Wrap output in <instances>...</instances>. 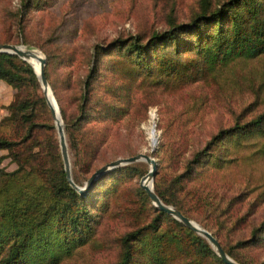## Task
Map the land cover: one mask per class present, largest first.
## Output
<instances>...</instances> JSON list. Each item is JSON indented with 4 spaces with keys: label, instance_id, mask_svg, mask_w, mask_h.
<instances>
[{
    "label": "rangeland",
    "instance_id": "obj_1",
    "mask_svg": "<svg viewBox=\"0 0 264 264\" xmlns=\"http://www.w3.org/2000/svg\"><path fill=\"white\" fill-rule=\"evenodd\" d=\"M45 1L39 0L33 6L31 0H0V38L36 48L47 57L45 70L48 68L47 78L54 96L59 107L61 101L69 116H73L78 110L79 86L94 63L92 51L96 43L106 45L119 35L137 34L145 38L155 30L168 28L174 21L190 19L209 3L213 7L222 0H48L46 4ZM125 64L124 53L115 49L102 56L91 77L92 111L86 127H102L98 152L90 158L81 155L76 163L77 153L65 128L72 174L79 177L80 185L98 167L113 159L146 152L157 160L158 178L174 191V176L186 169L195 151L202 149L215 132L264 111V54L231 59L208 69L195 81L184 78L158 83L145 75L131 79L121 70ZM143 78L147 82L138 80ZM38 79L41 86L38 91L44 94L39 76ZM19 89L0 78V135L14 139L23 133V125L6 126L1 120L9 115V106L19 94L26 93L25 89ZM102 102L115 105L117 110H127H121L116 118L110 114L103 118L97 111ZM36 118L49 121L44 112ZM52 134L58 140L64 162L57 125L56 133ZM42 136L43 133L39 138ZM77 136L80 139V132ZM204 155L203 162L178 190L190 212L203 223L191 218L204 227V222L208 223L213 229L231 226L237 219L233 238L249 236L253 226L264 218V130L227 136ZM130 163L136 168L116 177L107 197V208L99 212L94 238L59 264L114 263L121 254V235L148 221L154 213L151 203L138 190L150 164L145 159ZM0 168L6 172L19 168L8 148L0 149ZM155 182L156 176L154 186ZM105 186L106 183L101 187ZM216 204L222 209L228 207L226 213L222 214L220 208L210 209ZM164 224L173 225V221L168 219ZM247 252L246 260L251 264H264V233Z\"/></svg>",
    "mask_w": 264,
    "mask_h": 264
},
{
    "label": "trees",
    "instance_id": "obj_2",
    "mask_svg": "<svg viewBox=\"0 0 264 264\" xmlns=\"http://www.w3.org/2000/svg\"><path fill=\"white\" fill-rule=\"evenodd\" d=\"M31 2L33 6L39 4V0ZM10 41L0 38L1 43ZM115 49L124 53L127 64L121 70L131 79L145 75L158 83L184 78L195 81L208 69L224 65L231 59L255 58L264 54V0H222L213 7L209 3L190 19L174 21L168 28L155 30L145 38L137 34L119 35L106 45L96 43L92 51L94 63L79 86L77 113L69 116L60 101L65 128L77 153L76 163L79 156L90 158L100 148L102 127H86L89 111H92L91 77L102 56ZM112 60L118 62L115 57ZM46 75L49 77L48 68ZM0 78L8 80L19 90H26L10 104L9 115L1 120L6 126L20 123L24 131L15 139L0 135V149L8 148L19 163V168L12 172L0 168V264H59L94 238L100 221L99 212L107 208V197L116 184V177L129 174L136 167L130 163L110 169L81 193L68 180L58 140L52 134V131L56 133L53 112L45 95L38 91L41 86L34 67L17 54L0 52ZM138 80L146 81V78ZM53 88L61 100L57 89ZM102 104L97 111L103 118L108 114L116 118L121 110H127H117L111 103ZM41 112L49 115V121L36 118ZM260 129L264 130V111L243 122L236 121L220 128L202 149L195 151L186 169L174 176V191L158 178L157 170L155 191L165 203L202 221L190 212L178 190L183 188L195 167L203 162L204 153L213 144L221 143L227 136ZM41 133L43 136L39 138ZM74 180L81 184L75 174ZM138 190L151 203L154 213L148 221L121 235V254L112 264H229L204 235L154 205L142 185ZM219 208L216 204L210 209ZM227 208H220V212L225 214ZM168 219L173 225L164 224ZM237 221L217 229L205 222L204 225L218 237L230 256L251 264L246 260V254L260 241L264 218L253 226L249 236L233 238Z\"/></svg>",
    "mask_w": 264,
    "mask_h": 264
},
{
    "label": "water",
    "instance_id": "obj_3",
    "mask_svg": "<svg viewBox=\"0 0 264 264\" xmlns=\"http://www.w3.org/2000/svg\"><path fill=\"white\" fill-rule=\"evenodd\" d=\"M0 52H9V53H15L22 57L23 59L29 61L32 63L29 58L30 57H38L40 60V69L37 70L34 64V69L37 73V75L40 78V81L42 83L43 89H44V94L46 96V99L52 109L53 116L57 125L58 133H59V139H60V145H61V151L64 159V164H65V170L67 173L68 180L70 181L71 185L75 187L78 191L81 193H85L92 183L100 177L103 173L106 171L113 169L117 166L127 164L130 162H134L137 160H142L145 159L149 164H150V169L147 174H145L142 179H141V185L142 187L149 193L152 201L154 204L162 209L167 211L168 213L174 215L176 218L184 222L186 225L197 231L198 233L204 235L210 243L213 245V247L216 249L217 253L222 257L223 260H225L229 264H242L238 262L236 259H234L232 256H230L227 251L224 249L222 246L220 240L218 239L217 236H215L209 229L201 225L199 222L196 220L192 219L191 217L185 215L179 208L172 204L165 203L161 197L157 194V192L154 189V179L157 174V167L158 163L157 160L155 159L154 156L150 155L149 153L146 152H140L135 155L127 156V157H119L116 159H113L104 165L98 167L88 178V180L85 182L84 185L78 184L73 177L72 174V168H71V161H70V156H69V151H68V143H67V137H66V131H65V125H64V120L62 117L61 109L59 107V104L54 96V92L52 90V87L48 81L47 75H46V70H45V65L47 63V57L43 55V53L33 47H27L24 44H18V43H12V42H0ZM49 93L53 96V99L55 100V103L57 105V108L54 106ZM60 114L58 117L57 114ZM157 141V138H156ZM155 146V144H154ZM151 182V184H149Z\"/></svg>",
    "mask_w": 264,
    "mask_h": 264
},
{
    "label": "bare ground",
    "instance_id": "obj_4",
    "mask_svg": "<svg viewBox=\"0 0 264 264\" xmlns=\"http://www.w3.org/2000/svg\"><path fill=\"white\" fill-rule=\"evenodd\" d=\"M29 60L34 64V66L36 67L37 70L40 69V60L38 57H30ZM49 96H50L54 106L57 108V105H56L55 100L53 99V96L51 95V93H49ZM57 115L61 120V117L59 116L60 114L58 113ZM151 136H152L153 142L156 143V134L154 131L151 132ZM149 184H151V182H149Z\"/></svg>",
    "mask_w": 264,
    "mask_h": 264
}]
</instances>
